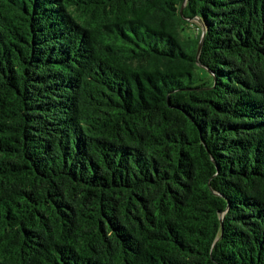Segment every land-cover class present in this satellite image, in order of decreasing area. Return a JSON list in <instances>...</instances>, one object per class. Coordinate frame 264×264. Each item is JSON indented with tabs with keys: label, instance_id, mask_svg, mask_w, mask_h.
Masks as SVG:
<instances>
[{
	"label": "trees",
	"instance_id": "1",
	"mask_svg": "<svg viewBox=\"0 0 264 264\" xmlns=\"http://www.w3.org/2000/svg\"><path fill=\"white\" fill-rule=\"evenodd\" d=\"M0 264H264V0H0Z\"/></svg>",
	"mask_w": 264,
	"mask_h": 264
},
{
	"label": "water",
	"instance_id": "2",
	"mask_svg": "<svg viewBox=\"0 0 264 264\" xmlns=\"http://www.w3.org/2000/svg\"><path fill=\"white\" fill-rule=\"evenodd\" d=\"M203 36H204V34H203ZM203 36H202V39H201V42H200V45H199V49L198 50L201 49V45H202V41H203Z\"/></svg>",
	"mask_w": 264,
	"mask_h": 264
},
{
	"label": "rangeland",
	"instance_id": "3",
	"mask_svg": "<svg viewBox=\"0 0 264 264\" xmlns=\"http://www.w3.org/2000/svg\"><path fill=\"white\" fill-rule=\"evenodd\" d=\"M194 23H197V22H194Z\"/></svg>",
	"mask_w": 264,
	"mask_h": 264
}]
</instances>
